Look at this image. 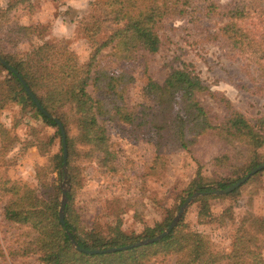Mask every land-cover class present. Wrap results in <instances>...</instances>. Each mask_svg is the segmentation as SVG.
Returning <instances> with one entry per match:
<instances>
[{
	"label": "rangeland",
	"instance_id": "rangeland-1",
	"mask_svg": "<svg viewBox=\"0 0 264 264\" xmlns=\"http://www.w3.org/2000/svg\"><path fill=\"white\" fill-rule=\"evenodd\" d=\"M106 1L0 0V56L15 61L25 60L35 50L48 55L47 44L61 42L80 63H87L94 47L108 40L116 28L110 17H104ZM159 2L170 6L156 25L160 49H139L132 59L116 60L109 43L96 58L98 67L91 71L94 76L104 66L122 69L132 77L122 102L123 114L100 119L109 141L108 153L84 140L72 105L62 104L58 115H53L67 126L59 119L66 143L68 139L67 177L64 151L63 175L56 165L63 146L58 128L48 125L33 108L5 98L8 72L0 66V264H47L31 244L32 228L6 219L5 206L15 197L14 186H21L20 193L32 189L49 198L58 194L60 185V212L65 185L71 196L66 205L70 202V215L83 234L108 235L120 224L126 234L136 236L171 215L172 222L187 198L200 192L186 196L193 180L208 185L221 180L237 182L249 173L248 145L186 128V146L173 134L159 146L149 129L150 110L144 114L142 110L149 79L162 84L174 69L186 66L203 81L205 89L197 91L195 98L211 124L228 122L234 112L251 122L264 119V58L252 54L246 44L237 45L230 32L222 30L231 20L225 12L241 4L246 13L238 24L264 48V0H190V6L183 7L175 6L177 0ZM87 90L93 97L98 95L93 84ZM125 114L135 119L122 118ZM170 121L181 126L178 111ZM202 196H210L206 199L208 215L200 214ZM183 217L190 230L211 241L214 251L228 255L221 264H264V170L236 191L194 197ZM176 260L174 255L161 253L145 264H175Z\"/></svg>",
	"mask_w": 264,
	"mask_h": 264
},
{
	"label": "trees",
	"instance_id": "trees-1",
	"mask_svg": "<svg viewBox=\"0 0 264 264\" xmlns=\"http://www.w3.org/2000/svg\"><path fill=\"white\" fill-rule=\"evenodd\" d=\"M106 2L108 6L104 17L105 19L110 17L116 28L108 40L102 42L99 47H94L92 56L87 63H80L76 54L65 43L60 42L47 44V47H50L48 55L40 54L35 50L28 54L25 60L14 61L6 57L8 64L17 73L1 61L0 66L8 72L6 81L9 86V94L5 97L6 99L16 100L25 107L33 108L48 125L57 127L62 144V131L57 118L53 115H58L56 113L61 111L62 104L72 105V110L78 115L84 140L108 153L109 141L106 129L100 123V119L107 116L111 119L123 114L126 109L122 102L132 77L122 69L115 71L104 66L97 68L92 76V69L98 67L95 64L96 58L109 43L113 45L111 55L116 60L132 59L135 51L139 49L157 52L161 46V39L156 25L170 12V6L163 2L160 3L159 0H107ZM175 6H190V0H177ZM245 13L246 9L241 4H236L227 10L225 14L231 20L222 27V30L224 33L226 30L230 32L229 37L233 39L234 43L236 42L237 45L238 42L246 44L252 49V54L261 55L264 58V48L244 31V27L238 24V20ZM20 76L25 79L36 94L40 105L28 93ZM91 79L92 83H90ZM91 84L98 93L96 97H93L87 90ZM204 89L205 86L200 76L186 66L174 69L162 84L154 79H149L144 87L146 102L143 105L142 114L146 110H150L147 113L150 115L149 129L157 138V145L162 146L173 134L172 137L186 146L185 129L188 128L195 134H214L226 141L238 140L251 147L249 164L246 168L249 172L264 163V153L259 152L260 149H264V119L251 122L243 114L234 112L228 122L213 125L209 120L208 113L195 98V93ZM150 101L153 104L150 105ZM175 111L179 112L181 121L179 127H176L175 124L172 125L170 121ZM127 115L125 114L122 118L135 119L128 118ZM58 118L62 120L60 116ZM142 119L144 120V118ZM62 121L67 129L65 121ZM63 151L64 147L62 146V154L56 155V165L60 175H63ZM158 152H161V147ZM235 181L221 180L208 185L193 180L186 190V196L191 195L194 191L209 192L223 189ZM20 188L21 186L11 188L15 191V197H12L5 206L6 219L27 224L32 228L34 236L31 244L47 264H145L151 257L161 253L176 256L175 264H221L222 260L228 256L214 251L211 241L203 233L190 230L184 223V217L161 240L134 245L143 239L161 233L169 226L173 215L163 223L148 227L142 234L136 236L126 234L120 224L115 226L112 233L108 235L95 232L83 234L77 221L70 215V202L66 205L65 224L61 222L59 205L62 190L60 185L57 186L58 194L49 198L36 195L32 189L20 193ZM208 197L210 196L199 198L204 201L200 211L201 215H208L206 200ZM70 198L71 196L68 194V201ZM209 214L211 215L210 212ZM259 225L263 226L261 222ZM71 237L77 240L81 248L89 250L133 246L112 252L90 254L77 248Z\"/></svg>",
	"mask_w": 264,
	"mask_h": 264
},
{
	"label": "water",
	"instance_id": "water-1",
	"mask_svg": "<svg viewBox=\"0 0 264 264\" xmlns=\"http://www.w3.org/2000/svg\"><path fill=\"white\" fill-rule=\"evenodd\" d=\"M0 61L5 64L7 67H9L10 69H12L14 72L17 73V71L12 68L8 62L3 59L1 56H0ZM20 79L21 81L23 82V84L25 85L28 93L34 98V100L37 102L38 105H40V102L39 100L37 99V97L35 96V94L33 93V91L30 89V87L28 86V84L26 83L25 79L23 77L20 76ZM57 122L59 123V126L61 128V131H62V137H63V147H64V166H65V171H66V174L65 176L67 177V169H66V166H67V156H68V150H67V143H66V134H65V129H64V126L62 124V122L59 120V119H56ZM264 169V163L256 166L253 170H251L248 174H246L244 177H242L240 180H238L237 182L231 184L230 186H228L227 188L225 189H222V190H213V191H200V192H195L194 194H192L191 196H189L187 198V200L182 204L177 216L173 219V221L170 223V225L163 231L161 232L160 234L152 237V238H148V239H145V240H142L141 242L137 243V244H134V245H141V244H148V243H152V242H155V241H159L161 240L164 236L168 235L172 229H174L176 227V225L178 224L179 220L181 219V217L183 216L188 204L190 203V201L198 196V195H201V194H206V193H221V194H227L229 192H232L234 191L235 189H237L238 187H240L242 184H244L252 175H254L255 173L259 172L260 170ZM67 199H68V189L65 187V185H63V197H62V202H61V206H60V212H59V216H60V219H61V222L63 224H65V206H66V202H67ZM71 240L72 242L75 244V246L77 248H80L90 254H94V253H101V252H112V251H117V250H121V249H128L130 247H132L133 245H126V246H121V247H114V248H108V249H92V250H89V249H83L79 246L77 240L73 237H71Z\"/></svg>",
	"mask_w": 264,
	"mask_h": 264
}]
</instances>
